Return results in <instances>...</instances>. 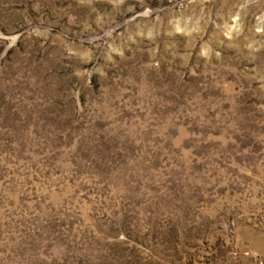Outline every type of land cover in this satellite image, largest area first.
Here are the masks:
<instances>
[{
	"label": "rangeland",
	"instance_id": "1",
	"mask_svg": "<svg viewBox=\"0 0 264 264\" xmlns=\"http://www.w3.org/2000/svg\"><path fill=\"white\" fill-rule=\"evenodd\" d=\"M0 264H264V0H0Z\"/></svg>",
	"mask_w": 264,
	"mask_h": 264
}]
</instances>
